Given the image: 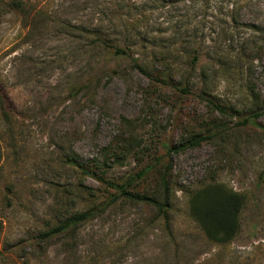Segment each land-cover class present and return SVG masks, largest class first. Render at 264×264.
Instances as JSON below:
<instances>
[{
    "label": "rangeland",
    "instance_id": "1",
    "mask_svg": "<svg viewBox=\"0 0 264 264\" xmlns=\"http://www.w3.org/2000/svg\"><path fill=\"white\" fill-rule=\"evenodd\" d=\"M22 1L33 26L0 3V264H264V0ZM136 19L134 36L125 23ZM92 29L121 48L131 39L147 74L95 47ZM155 33L158 48L142 49ZM116 149L118 162L103 157ZM163 173L167 228L157 209L119 196L160 199ZM206 187L242 204L227 243L190 215ZM78 213L92 215L42 238Z\"/></svg>",
    "mask_w": 264,
    "mask_h": 264
},
{
    "label": "trees",
    "instance_id": "2",
    "mask_svg": "<svg viewBox=\"0 0 264 264\" xmlns=\"http://www.w3.org/2000/svg\"><path fill=\"white\" fill-rule=\"evenodd\" d=\"M0 3L5 8L6 12H17L20 13L24 18H26L27 24H30L33 26L32 17H30V12L28 9H26V5L22 0H8L5 3L0 0ZM114 5L115 12L119 11H126V9L130 10V7H134L132 4H121ZM126 8V9H125ZM29 20V21H28ZM32 21V22H31ZM139 20L131 21L130 23H125V28L130 30L134 36H136L137 30L139 28ZM130 27V28H128ZM101 32V28H96L95 31ZM92 32L94 33V43L96 44L95 47L102 48L106 47L109 48L111 55L114 57H125L128 56L131 58V62L133 63V66L142 74H147L148 67L146 65H141L139 63V60L137 58H132L130 56V53L133 49V41L128 40V44L130 46H127L126 48H121L119 46H116L114 44V41H110L107 36L100 33H95L92 29ZM104 36V37H103ZM162 40L159 38L157 33H155L154 38L151 41H146L145 38H141L139 42V46H141L142 49H146L151 46V48H158L155 44L156 41ZM137 42V43H138ZM108 46V47H107ZM163 50H167L165 48H161ZM192 50V51H191ZM168 52V50H167ZM191 59L189 61V67L190 70H194L197 62L199 60L200 55L198 54L196 49H190ZM161 56V57H160ZM158 60L162 59V55L160 54ZM162 68L159 72V78L160 82H166L165 78L168 77L167 74L170 72V65L165 63V61H161ZM189 80L184 82V87H182L181 90L183 93L189 92ZM86 84L83 88H87ZM1 97L3 96V91L0 89ZM212 106L218 109V111L223 112L221 107L218 105L212 103ZM0 110L4 112V104L0 103ZM261 113L256 112L253 114V118L257 119L260 116ZM7 116L6 114L4 117ZM247 122V121H245ZM213 137V133L206 136H195L192 137L188 141V147H196L198 146L202 141L206 139H210ZM186 146V147H187ZM184 149H180V147H173L171 150H168V152H179L183 151ZM119 149H116L113 152H109L108 150H105L103 152V157H107L109 154L113 156V160L115 162H118L120 159L123 158V152L122 149L121 152H118ZM103 160V164L107 165V163L110 160L105 159ZM160 189H161V197L158 199L155 195H146V194H135L131 193L129 191H124L119 194V196L123 199L133 201L136 203H142L150 207H154L157 209V211L160 213L164 226L167 228L168 226V211L170 209V202H169V190L170 185L168 184V179L165 175V173L162 174L161 180H160ZM190 215L191 217L198 223V225L201 227L203 233L205 236L219 244L227 243L230 240L233 239L235 236L237 229H238V215L240 208L242 204L240 203V200L233 194L227 193L224 189L221 187H206L202 190H199L195 192L192 197L190 198ZM92 213H78L71 215L70 217L64 219L61 221L58 226L55 228H52L48 232L42 234V238H51L52 236H58L66 234L70 231H75L76 228L86 221L89 220Z\"/></svg>",
    "mask_w": 264,
    "mask_h": 264
}]
</instances>
